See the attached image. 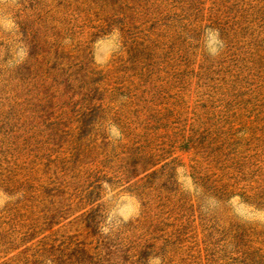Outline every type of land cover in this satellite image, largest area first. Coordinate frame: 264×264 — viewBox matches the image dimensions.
<instances>
[{
	"label": "rangeland",
	"instance_id": "1",
	"mask_svg": "<svg viewBox=\"0 0 264 264\" xmlns=\"http://www.w3.org/2000/svg\"><path fill=\"white\" fill-rule=\"evenodd\" d=\"M0 264H264V0H0Z\"/></svg>",
	"mask_w": 264,
	"mask_h": 264
}]
</instances>
